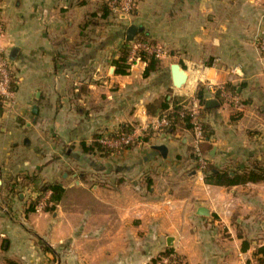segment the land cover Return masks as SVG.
I'll list each match as a JSON object with an SVG mask.
<instances>
[{
	"label": "crops",
	"instance_id": "1",
	"mask_svg": "<svg viewBox=\"0 0 264 264\" xmlns=\"http://www.w3.org/2000/svg\"><path fill=\"white\" fill-rule=\"evenodd\" d=\"M106 3L0 0V48L16 79L0 115V264H153L167 250L180 264H255L264 181L206 184L190 129L146 126L174 99L199 105L211 132V149L201 152L214 172L264 168V0H138L118 17ZM131 25L134 38L167 53L147 77L145 63L114 73ZM174 64L186 75L179 89ZM206 84L234 87L243 108ZM126 129L139 138L132 147L88 151L95 136ZM48 184L64 190L51 213L43 209ZM36 199L42 208L27 212Z\"/></svg>",
	"mask_w": 264,
	"mask_h": 264
},
{
	"label": "built area",
	"instance_id": "2",
	"mask_svg": "<svg viewBox=\"0 0 264 264\" xmlns=\"http://www.w3.org/2000/svg\"><path fill=\"white\" fill-rule=\"evenodd\" d=\"M137 1L138 0H107L106 6L110 13L116 17L129 16L133 13ZM2 34L3 27L0 17V37ZM127 44V64L129 65V69L137 63H144L142 60V55L151 56L157 61L167 57V53L164 48L155 43L143 42L137 38H134L132 41L127 42ZM257 49L260 58L264 61V37L257 39ZM12 84L15 85L16 80H14L7 58L4 55L3 50L0 48V98L3 99L4 105L9 103L13 98L14 91L10 89ZM205 90L211 96H219L220 98L229 102L237 111H240L243 108L238 97L234 93L227 91L222 85L206 84ZM199 109V105L189 106L184 104L181 111L179 112V115L183 117L185 114H188L189 116V124L191 126L190 130L193 133L195 142L193 155L199 172H203V170L206 168L207 160L199 149V144L203 142V127L202 120L199 116ZM170 125L171 123L169 119H167L166 115H162L147 125L146 130L161 132L166 130ZM137 142L138 136L135 131H132L128 134L119 135L101 134L97 140L99 145L113 152L132 147ZM42 205L43 202H40L37 209L40 210ZM156 264H180V260L173 251H168L166 254L157 257Z\"/></svg>",
	"mask_w": 264,
	"mask_h": 264
},
{
	"label": "trees",
	"instance_id": "3",
	"mask_svg": "<svg viewBox=\"0 0 264 264\" xmlns=\"http://www.w3.org/2000/svg\"><path fill=\"white\" fill-rule=\"evenodd\" d=\"M106 9L108 10V8H106ZM138 40H141L143 42H149V41H147L146 38H138ZM149 43H151V42H149ZM127 58H128V44H127V42H124L123 46L121 47V49L119 51L118 58L112 63V66L114 67V73L115 74H119V75H127L128 74L129 65L127 64ZM142 60L146 64L144 72H143V76L147 77L151 72H153L154 70L157 69L159 61L155 60L151 56H144V55H142ZM14 87H15V85L12 84L10 89L12 91H14ZM226 90L233 92L234 94L236 93L235 88L231 87L229 85H226ZM196 97L200 102L204 103L202 100V97H203L202 88L198 90ZM172 105H173V108L170 112H168V113L165 112L164 114H162V115H166L167 119H169V121L171 123V125L164 131L167 133H173L179 124L182 125L186 129H190L191 126L189 124L188 114H185L183 117H181L179 115V112L181 111L182 106H183V105H180V100L174 99ZM4 106L5 105L3 103V99L0 98V115L4 111ZM162 115H160V116H162ZM202 127H203V142L200 145L201 146L200 148H201V151L207 152L211 149L210 148L211 146L209 144L211 132L205 123H202ZM130 132H132L131 129L121 130V131L116 132V135L128 134ZM99 137H100V135H97L94 137L93 143L88 148V151L93 152L95 150L97 152L102 153L103 155L114 153L113 151H111V150H109V149H107V148H105V147H103L97 143V140ZM128 148H130V147H128ZM214 170H215V167L212 164L207 163L206 168L202 172L203 179H204V182L206 184L232 187V186H236V185H243L246 183H257V182L264 181V168L259 167V166H256L252 170H249V171L242 173V174L236 173L232 177H230L228 175V173H226V172L219 174L218 172H214ZM44 188H45V191L50 192V195H49L48 199L46 200V205L43 209H44V211L51 213L55 209V206L60 202L64 190L58 184H48L46 186H43V189ZM38 201L39 200L36 199L32 203H30L28 205V208L26 211L27 212L34 211V207L36 206ZM168 251H170V250H167L160 255H164ZM156 260L157 259L154 260L153 264H156ZM6 264H16V263L11 262V261H7ZM255 264H264V248H260L258 250V252L256 253Z\"/></svg>",
	"mask_w": 264,
	"mask_h": 264
},
{
	"label": "water",
	"instance_id": "4",
	"mask_svg": "<svg viewBox=\"0 0 264 264\" xmlns=\"http://www.w3.org/2000/svg\"><path fill=\"white\" fill-rule=\"evenodd\" d=\"M139 29L138 27H136L135 25H131L128 27V29L126 30L125 33V41L126 42H130L134 39V37L138 34ZM170 71H171V76H172V84L175 88L179 89L181 88V86H183V84L186 81V75L184 73V71L180 68L179 65L174 64L170 67ZM219 104L216 100H208L206 102V106L207 107H217ZM32 113L34 115L37 114V107L34 106L32 108ZM153 149L160 152L161 154H164V152L166 151V148L164 146H153ZM198 213L200 215H208V211L204 208H200L198 210Z\"/></svg>",
	"mask_w": 264,
	"mask_h": 264
},
{
	"label": "rangeland",
	"instance_id": "5",
	"mask_svg": "<svg viewBox=\"0 0 264 264\" xmlns=\"http://www.w3.org/2000/svg\"><path fill=\"white\" fill-rule=\"evenodd\" d=\"M2 27H3V24H2ZM14 80H16L15 78H14ZM225 86V85H224ZM228 91V90H227ZM233 93V92H232ZM114 134H116V133H111V135H114ZM139 139V138H138ZM41 202V200H39L38 202H37V204H36V206L35 207H38V204ZM46 204V203H45ZM45 204H44V206H43V208L45 207ZM36 212V211H35Z\"/></svg>",
	"mask_w": 264,
	"mask_h": 264
}]
</instances>
